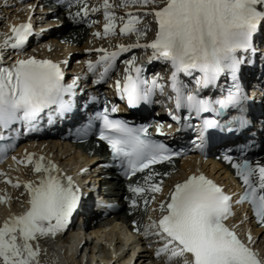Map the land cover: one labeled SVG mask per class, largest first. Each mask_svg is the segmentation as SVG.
Here are the masks:
<instances>
[{
  "label": "snow or ice",
  "instance_id": "1",
  "mask_svg": "<svg viewBox=\"0 0 264 264\" xmlns=\"http://www.w3.org/2000/svg\"><path fill=\"white\" fill-rule=\"evenodd\" d=\"M149 4L155 5L156 0H123L120 6L143 7ZM102 7L106 21L104 35L115 34L117 17L109 11L113 5L109 0H103ZM98 10L92 9L93 12ZM81 12L88 15L86 5ZM149 14L154 16L157 25L152 43H137L129 47L118 45V51L114 52L97 49L104 54L95 64L87 62L89 71L103 66L100 73L103 79L121 53L130 51L132 47L150 48V62L160 60L171 66L170 82L177 111L186 108L197 116L207 112L219 115L220 111L213 107L214 104L222 110L238 107L247 99L241 95L237 82L236 73L243 63L237 53L255 51L253 37L264 28V0H164L163 6L145 15ZM126 16V20L120 17V34L142 36L144 33L137 27L139 17L133 13ZM10 32L11 36L2 47L23 50L32 35V25L10 26ZM94 35L99 37L100 33ZM2 60L0 57V129L7 130L17 122L32 125L41 113L53 107L60 114L71 110V102L64 97L74 94L76 81L64 86V75L58 64L34 57L17 59L10 65L3 64ZM126 63L128 68L125 69L123 86L119 81L116 83L118 94L127 100L130 108L142 102L150 103V97L158 89L162 92L163 85L158 78L150 81L142 78V68L134 66V59ZM132 72L135 76L131 75ZM181 73L193 78L196 91L186 92L187 85L179 78ZM193 73H199V76ZM225 75H230L233 83L224 98L213 101L199 96L203 89L218 87L217 81ZM116 110L113 107L111 111ZM98 118L102 121L98 138L107 144L113 157L121 161L125 175L144 172L154 164L172 159L173 153L163 143L151 139L147 127H130L124 121L110 119L107 109ZM172 119L178 120L179 117L172 115ZM234 123L244 127L247 121L240 118ZM216 127L219 125L214 119L203 121L204 129ZM157 133L162 134L159 127ZM5 138L0 135V140ZM225 159L230 160V157ZM43 160L40 157L34 161L31 154L26 156V163L34 165V172L43 173V176L36 185H24L29 197L28 210L22 215L9 217L0 226V264H38L39 245L33 247L31 241L49 235L55 237L65 230L77 208L80 195L72 178L63 177L54 163L49 161L45 165ZM232 167L244 186L235 203L249 204L257 223L264 226V166L257 164L253 167L243 161ZM150 180L152 175H146L145 183ZM19 186L18 183L13 185ZM130 190L139 195L145 188L133 187ZM147 190L159 193L162 187L153 183ZM5 202L0 198V203ZM232 204V196L212 180L202 174L191 175L175 185L166 205L160 204V211L166 214L158 222L147 225L144 235L151 234L164 240L163 247L158 248L155 255L158 258L166 256L165 264H264V259L249 247L255 243L251 234L245 243L226 226L225 221L233 215ZM153 229L156 231H151Z\"/></svg>",
  "mask_w": 264,
  "mask_h": 264
},
{
  "label": "bare ground",
  "instance_id": "2",
  "mask_svg": "<svg viewBox=\"0 0 264 264\" xmlns=\"http://www.w3.org/2000/svg\"><path fill=\"white\" fill-rule=\"evenodd\" d=\"M122 2H123V0H119L120 4H122ZM27 3H29V4L23 5L24 1L20 2L19 0H13L12 3L10 2L8 4H5L8 6H10L11 4L18 6L14 9L12 6H10V7H12V9H11V13L13 12L12 14L16 13L15 9H17V8H18V10H20L19 13H21L20 15L17 14L14 17L11 16L12 19H10V21L7 23V27L9 29V31H10V26H16V24L19 21H23V19H21L22 17L25 18L28 15V13L31 9V6L33 4L31 1H29ZM37 5L39 6L38 2L35 4V6H37ZM161 6H163V4H161ZM22 7L26 8V9H22ZM119 8L122 11L121 13H119V14H121L120 17H124L126 20L127 19L126 12L130 10L129 6L128 7H120V5H119ZM152 8H158V7L153 6ZM134 11L135 12L131 11V13L136 14L139 18L144 16L141 14L140 11H137V12H136V10H134ZM57 13H58V15H56V16L50 15L49 17H51V19H53V20L55 17H58L59 20L61 21L60 22L61 26H63L64 24L77 25L78 27L81 28V32L77 31V33H73L72 36L71 35L70 36H64V34L67 31V27L63 31H60V30L54 31V32L50 33L45 38V43H44L42 48L41 47L35 48L33 52L29 50V51H26V53H22V54H19L21 51L17 50V53H18L17 57L19 59H24L27 57H34L38 60H43L44 57H49V58H53L50 60H54L57 63V62H59V60L62 61L63 58H68L69 64L67 63L68 64L67 68L71 67L72 70L75 71L76 75H81V74L87 75L88 72L85 69L87 67V62H89V61L96 62L99 59V57L104 54L103 52H98L97 49H104V50H107L108 52H114V51H118V48H117L118 45H123L125 47H129V46L135 45L137 43H139V44H150V43H152V39H153L152 37H154V34H153L149 41H145V40H147L148 37L143 38L142 36L139 38L132 36L131 37L132 42L131 41L129 42V40H124V39H122L123 35H121L119 32V29L122 26V22H121V24H119V28L115 29V34H113L115 36L113 38H109V35L105 36L104 33H101L99 37L96 36V39H95L96 44L94 46L95 48L88 49L91 45L94 44V37L93 38L91 37L92 44H88V40L87 41L85 40L86 33H82V32H84L82 29H84L83 26H85L88 21H87V19H85L84 15L83 14L74 15L72 13H71L72 15H69L68 12H63L62 9H58ZM102 17H104V15ZM118 17H119V15H118ZM152 17H154V16L152 15ZM85 20H86V22H85ZM51 23H53V22H51ZM47 24H50V22ZM137 27L140 30H145L144 28H142L139 25H137ZM156 30H157V28L155 29V31ZM9 36H11V35L8 34L5 38H9ZM140 39H142V40H140ZM0 41H1V39H0ZM85 41H86V43H84ZM72 44H75V46ZM28 45L31 46V43L29 42ZM77 45H80V46L85 45V46H87V48H82V47L77 46ZM48 48H49V51H48ZM36 49H39V53H38V51L35 53ZM148 49L149 48L132 47L130 51H126V52L121 53L119 55V57L116 58L115 64L118 67L119 66L118 61L120 59H122L123 57L126 58L127 60H132V59H128V58L135 55L137 51L138 52L139 51H141V52L145 51L147 53ZM55 50H57V52H55ZM143 55H145V54H143ZM72 57L74 58V60H75V57H78V60H75L77 63L75 61L69 62L70 59H72ZM10 64H12V63L5 64V65H10ZM57 64H59V63H57ZM59 65H61V64H59ZM98 70H99V68L96 69V71H98ZM115 76H117V75H115ZM92 84H94V83H92ZM105 93H107V95L109 94L107 91H105ZM82 149H84V148H82ZM72 150H73V148H70V146L68 144H63V143H60L58 141H47V142H45V141L41 140V142H40L37 140V144H35L33 141L28 140L23 145H21L19 150L15 154V160H11L6 166L0 168V171L6 172L8 177L12 179L11 182L13 183V185H15L17 183L20 185L19 187H13V186L9 187L8 186L6 190H3L4 186L0 185V196L2 198H4L6 201L5 203H0V210L2 209L0 212V216L3 219L9 217L10 215L19 216V215L24 214V211H27L29 208V204H28L29 197H28V193H27L24 185L27 183H32L33 185L38 184L39 180L43 176V173L34 172V170H33L34 165L26 163V156L28 154L32 155L34 161L39 159L40 157H43L44 158L43 162L45 165H47V163L49 161H51L57 167L58 166L60 167L59 163L61 162V164H63V161L66 160V161H70V165L73 164V166H74L77 163V159L75 156L72 155ZM87 151H88V149L85 150V152H87ZM97 151H102V150H97ZM57 152H60V157H58V159H57V156H58ZM83 158H85V156ZM57 160L59 163L57 162ZM18 161H25V163H18ZM14 164L17 165V167L15 169L11 168L12 165L14 166ZM188 166L200 168L201 165L200 164L193 165L191 162H185V163L181 164V169H184L185 167H188ZM161 170H163V169L161 168ZM175 173L177 176H172V180H170L171 179L170 178L166 181L171 186L173 185V183L181 180V177H182L181 172L177 171ZM1 178H2V176H0V179ZM110 184L114 187L113 190H111L112 197L119 198L120 199L119 202H121V205L124 206V208H122V212L119 215H117L113 220H108V221L104 220L101 224H98L96 221L91 220V224L89 226V233H88L87 237H86V235L84 237L82 232H76L75 233V230H74L75 228L73 230L71 228H69V230H72V231L65 233L61 236L59 234H56L55 237L49 235L48 237H39L37 240L31 241L33 247H36L37 245H39L40 254H39V258H38V264H52V262H54V260H56L55 262L57 264H59L58 259L62 260V258L67 259V260H65L66 264H81L80 259L82 256L80 254L82 253V251H85L87 247H92L91 248L92 251L96 248L97 251H93V252L91 251V253L89 254V255H91V258L87 256L85 264H91L93 260L96 261V264H100V261H102L103 264H107L106 260H110L112 257L114 258V259H112V262H120L130 253H136V256H137L136 261L139 262V264H152V263L153 264H160L161 263V262H157L155 260L154 254L150 249L151 245H156V243L158 242V238L155 235H151V234L148 235V236H151L149 240L147 239V237H148L147 236L144 239L137 238L138 241H134L133 237L129 233L128 234L126 233V231L130 232V230H132L134 228V226H131V223H134V222L141 223V220L139 217V215L141 213L140 212L141 207L137 206V207L133 208L130 205V200L129 201L127 200L129 198L128 196H130V195H128L129 192L127 189L125 190V186L120 181V179H116V180H113L112 182L106 183V185H110ZM18 188L23 189L22 195H20L22 197L21 202L16 200V197H14L12 195V193H13L12 191L20 190ZM169 189L171 190V187ZM165 191H166V189L164 188L163 193ZM151 196H154L153 199H150ZM147 197H148V199L152 200V202L150 204L151 205L150 208H152V210L154 211V214H155V216H154L152 213V215H153L152 218H153V222H154V220L156 221V216H159L161 214L160 204L164 203V201H163L164 197H163V195L159 196V194L157 195V194H154L153 192H150ZM132 199H134V198H132ZM135 200L141 206L142 205L141 202L146 200V199L141 196L139 198H135ZM119 222L121 224H119ZM122 229H126L125 234L120 232L119 235H121V237H123V238L121 240H119L120 237L116 233L118 230L122 231ZM235 230H236V228H235ZM151 231H156V229H153ZM261 232L263 233L262 229H260L256 226H253L251 229V233H252L253 237H256L258 234L262 235ZM238 233H239V231H238ZM251 233L249 232V234H251ZM240 234H242V233L240 232ZM75 238H76V240H74ZM81 238H83L82 240L84 241L83 247L81 248L80 253H79V255L81 257L80 256H79L80 258L77 257L78 260L76 261L73 257L75 250H76L75 246H73V244L75 243L78 246L80 241H82ZM91 238L93 239L92 243L90 242ZM51 240L54 241V242H52V243H54L53 245L51 243ZM132 240H133V244H130L129 242L132 243ZM95 243H96V245H95ZM136 243H138V244H136ZM258 243L260 244V241ZM103 244H105V245H103ZM140 244H141V248H140ZM261 244L264 245V241H261ZM67 245H70V247L66 249L65 247ZM71 245H72V247H71ZM263 245H262V247H263ZM116 253H117V255H116ZM52 254H54V257H52ZM59 256H60V258H59ZM99 256H101L102 258L100 260L96 259V257H99ZM83 257H84V255H83ZM165 261H166V258L163 260V262L165 263Z\"/></svg>",
  "mask_w": 264,
  "mask_h": 264
},
{
  "label": "rangeland",
  "instance_id": "3",
  "mask_svg": "<svg viewBox=\"0 0 264 264\" xmlns=\"http://www.w3.org/2000/svg\"><path fill=\"white\" fill-rule=\"evenodd\" d=\"M5 1V2H4ZM12 3L13 2V0H0V37L2 38L3 36H5V34H7L8 33V27H7V23L10 21V19H12V17L11 16H16L17 14H21V13H19V11L20 10H18V8L17 9H15V14H12L11 13V9H12V7H10V6H8V5H5V6H1L2 4H8V3ZM158 2V3H157ZM164 3V0H156V4L154 5V7H161V4H163ZM134 6V5H133ZM152 7H153V5H152ZM113 10H115V12H114V14L116 15L118 12H117V10H118V7H116V8H114L113 7ZM131 10V9H130ZM127 11L126 12V14L127 13H131V11ZM143 10H144V16H142V18L140 19V21H142V22H140L139 24H141L142 26H144L145 28H147L148 30H144V31H142L144 34L142 35V37L143 38H146V37H150L149 36V34L151 33V31H152V24H151V22H150V18H147V15H145L148 11H149V8H148V6H145V7H143ZM134 11V10H133ZM150 16H152V15H150ZM10 17V18H9ZM148 17H149V15H148ZM100 18L99 17H97V18H95V20H97V21H100L99 20ZM118 19V18H117ZM116 19V20H117ZM2 22V23H1ZM85 22H86V20H85ZM116 22V21H115ZM87 24V23H86ZM121 24V23H120ZM64 26V28H66L67 27V31H66V33L64 34V36H72L73 35V33H77V31H80L81 32V28L80 27H78L77 25H74V24H64L63 25ZM84 27V29H82L84 32H82V33H86V38H85V40L87 41L88 40V44H92V40H91V37L93 38V29H87L86 27V25L85 26H83ZM77 30H76V29ZM72 31V32H71ZM59 32V31H58ZM91 33V34H90ZM76 35V34H75ZM63 36V37H64ZM133 36H135V37H137L135 34H133ZM131 37H132V34H127V35H124L123 37H122V39H124V40H129V42L131 41ZM141 37V36H140ZM89 38V39H88ZM113 38V37H112ZM95 39H96V36L94 37V44L93 45H91L88 49H91V48H93L94 46H95V44H96V42H95ZM140 40H142V39H140ZM86 41L84 42V43H86ZM132 42V41H131ZM83 43V44H84ZM71 44V43H70ZM72 45H74L75 46V44H72ZM41 45H38L37 47H40ZM77 46H80V45H77ZM80 47H82V48H87V46H85V45H82V46H80ZM35 48V47H34ZM34 48L32 47V48H30L29 50L30 51H32V50H34ZM39 51V50H38ZM48 51H49V49H48ZM51 52V51H50ZM55 52H57V50H55ZM3 55L4 56H6L7 55V53H5L4 51H3ZM8 60H10V61H12V62H14L15 60H16V53H12V54H10L9 55V59ZM75 60H78V57H75ZM74 60V58L72 57V59H70V61L69 62H72V61H75ZM76 62V61H75ZM69 64V63H68ZM22 191H23V189H20V190H18V191H12L13 193H12V195L14 196V197H16V199L19 201V202H21V200H22V197L20 196V195H22ZM21 197V198H20ZM2 210V209H1ZM1 210H0V212H1ZM96 240V239H95ZM95 245H96V243H95ZM103 245H105V244H103ZM263 247H264V245H263ZM262 247V252L264 253V248ZM73 257H74V255H73ZM75 259V258H74ZM56 260H54V262H52V264L54 263V264H57L56 262H55ZM58 262V261H57ZM62 264H65V261L63 262V260H62Z\"/></svg>",
  "mask_w": 264,
  "mask_h": 264
}]
</instances>
